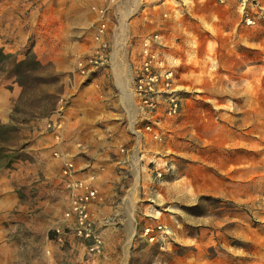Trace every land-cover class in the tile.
Returning <instances> with one entry per match:
<instances>
[{"label": "crops", "instance_id": "1", "mask_svg": "<svg viewBox=\"0 0 264 264\" xmlns=\"http://www.w3.org/2000/svg\"><path fill=\"white\" fill-rule=\"evenodd\" d=\"M231 1L140 3L157 12L168 9L162 14L167 19H147L154 23L152 32L159 31L164 37L162 54L181 62L180 90L192 86L195 67L201 65L205 75L211 72L214 76L203 77L205 89L221 87L224 95L233 93L231 97L208 99L216 102L208 108L197 107V100L185 99L181 115L167 122L164 119L159 128L164 133L162 141L139 128L142 123L132 81L120 79V40H116L115 60L109 68L115 76L112 83L105 80L108 68H101L91 77L78 71V61L93 55L99 46L97 32L85 37L68 34L48 38L44 46L39 41L31 45L42 66L55 64L57 71L69 79L73 91L68 94L70 101L63 112L48 118L56 119L60 126L51 133L44 128V133L35 135L36 145L27 150L33 159H16L11 168L0 171V264H64L65 257L69 264L123 262L135 235H140L142 218L160 197L180 189L192 194L197 192L196 185L201 186L194 175L197 173L177 171L180 159H193L191 151L186 150L192 139L199 143L201 151L215 147L232 150L231 164L238 175L241 167L248 166L241 165V154L264 151V52L257 58V43L250 42L248 60L242 63L240 34L235 33V27L228 28L233 12ZM96 16L98 22L99 15ZM130 66L131 72L132 63ZM118 82L126 86L131 98L123 96ZM246 84L249 91L241 96ZM6 120L0 116V122L7 123ZM66 161L74 163L77 177L97 176L99 200L91 207V216L104 228L105 249L91 260L85 261V245L74 235L69 234L64 244L54 239L52 230L67 224L64 212L70 206L61 173ZM152 161L160 166L168 164V178L156 180ZM22 186L23 199L15 191ZM233 199H237L235 194Z\"/></svg>", "mask_w": 264, "mask_h": 264}, {"label": "rangeland", "instance_id": "2", "mask_svg": "<svg viewBox=\"0 0 264 264\" xmlns=\"http://www.w3.org/2000/svg\"><path fill=\"white\" fill-rule=\"evenodd\" d=\"M142 2L0 0V43L8 44L0 46L24 59L26 50L37 41L44 46V40L48 38L56 39L68 34H83L82 37L94 35L98 22L93 8H107L105 62L95 72L101 68L111 69L115 60V43L120 40L123 46L117 56V63L121 66L120 79L129 83L132 81L130 64L133 50L141 37L154 33V23L147 18L161 16L167 19L166 15H162L168 11L167 8H161L160 14L152 7L143 8L145 5L140 4ZM231 2L233 12L228 28L235 27V33L240 34L242 63L248 60L250 42L257 43L259 58L264 52V0ZM162 42H165L164 37ZM178 64L179 76V60ZM195 68V82L191 87L181 89L185 99L197 100V107L208 108L214 101L208 99L231 97L233 93L224 95L221 87L205 89L203 77L212 79L214 76L211 72L205 75L201 65ZM110 69L105 80L112 83L115 76ZM95 72L86 77L93 76ZM241 90V96H244V92L249 91L248 84L243 85ZM72 91L69 79L52 63L20 79L12 77L0 82V116L15 128L7 145L18 150L17 160L33 159L27 150L36 145L35 135L39 131L44 133V128L47 133L52 132L53 129L48 127L49 119L63 112L70 101L68 94ZM196 125L199 127V122ZM191 141L186 150L191 151L193 159H180L177 171L197 173L194 175L198 176L202 187L196 185L197 192L192 194L180 192V189L160 197L152 210L165 226V232H159V240L153 243L137 233L126 260L117 264H264V151L241 154V165L248 166L241 167L238 175L233 172L231 164L232 150L215 147L201 151L199 143L195 139ZM165 178L168 176L165 175ZM24 189L22 186L15 190L22 199L25 198ZM234 194L237 199H233ZM149 223L147 218H142V224ZM94 257L86 254L85 261ZM63 262L70 263L67 257Z\"/></svg>", "mask_w": 264, "mask_h": 264}, {"label": "built area", "instance_id": "3", "mask_svg": "<svg viewBox=\"0 0 264 264\" xmlns=\"http://www.w3.org/2000/svg\"><path fill=\"white\" fill-rule=\"evenodd\" d=\"M225 4L227 0H217ZM99 15L96 41L99 43L93 55L78 61V71L83 76H89L105 62L104 50L107 46L104 35L107 27V8H93ZM251 22L250 18H247ZM162 34L154 32L138 40L137 47L132 53V82L133 92L138 98L139 118L142 126L139 127L152 135L156 141H162L164 133L160 131L164 119L166 122L181 115L185 100L178 82V60L162 54ZM60 124L51 119L48 127L57 128ZM124 150L122 149V152ZM54 156H59L54 152ZM153 173L158 181H162L171 168L168 164L160 166L152 161ZM64 188L68 192L70 206L64 212L67 224L53 228L54 239L64 244L69 234L74 235L85 245L89 256L101 255L105 249V232L91 216V207L99 200V189L96 185V175L77 177V170L72 161H66L61 171ZM151 209L144 215L150 221L141 227L140 236L153 243L159 240V232H165V226ZM154 222V223H152Z\"/></svg>", "mask_w": 264, "mask_h": 264}, {"label": "trees", "instance_id": "4", "mask_svg": "<svg viewBox=\"0 0 264 264\" xmlns=\"http://www.w3.org/2000/svg\"><path fill=\"white\" fill-rule=\"evenodd\" d=\"M42 67L32 47L26 50L24 59H19L17 54L7 52L4 48L0 49V82L12 77L20 79L21 76L39 71ZM14 129L13 125L0 122V171L11 168L19 158L18 150L7 145Z\"/></svg>", "mask_w": 264, "mask_h": 264}, {"label": "bare ground", "instance_id": "5", "mask_svg": "<svg viewBox=\"0 0 264 264\" xmlns=\"http://www.w3.org/2000/svg\"><path fill=\"white\" fill-rule=\"evenodd\" d=\"M117 47H119V45H117ZM115 73H116V75L118 77L117 71H115ZM118 84H119V86L122 89L123 96L131 98V94H130V92H128V89L126 88V86L124 84L120 83V82H118Z\"/></svg>", "mask_w": 264, "mask_h": 264}]
</instances>
